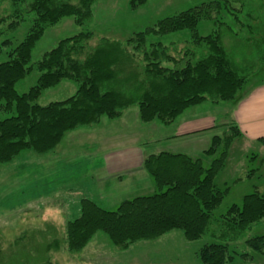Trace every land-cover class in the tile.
<instances>
[{"label":"trees","instance_id":"1","mask_svg":"<svg viewBox=\"0 0 264 264\" xmlns=\"http://www.w3.org/2000/svg\"><path fill=\"white\" fill-rule=\"evenodd\" d=\"M9 1L11 11L0 16V24L13 17L9 23L12 28L23 13L32 12L34 17L8 60L0 62V112L6 114L0 118V163L11 161L23 150L45 153L66 132L95 125L102 116L116 119L131 106H137L141 123L158 120L169 125L190 106L233 101L252 78L264 81V10L262 14L246 10L245 0L205 1L165 16L124 41L101 38L93 48L87 47L92 33L80 31L61 39L32 65V50L46 28L66 16H74L82 25L91 14L94 0ZM231 1L240 5L231 6ZM144 2L130 0V7L135 9ZM223 12L240 25L242 37L220 20ZM202 20L217 23L219 28L200 35ZM222 28L231 39L241 42L239 60L226 49ZM183 30L194 43L189 50H177L174 43L147 44L149 35ZM33 69L39 72L35 84L18 93L16 83ZM62 80L77 83L71 96L46 105L36 102L45 89ZM240 134L239 127L231 123L223 137L214 135L202 153L213 156L221 143L223 148L207 167L201 159L185 153L149 155L143 168L151 176L155 192L124 199L115 210L103 209L90 198L81 199L79 215L66 225L68 250L79 251L99 231L114 246L126 249L134 242L179 230L187 241L203 236L213 240L198 251L202 264H233L228 244L264 218V186L243 195L219 218L214 216L228 191L215 178L232 140ZM257 140L264 144L263 138ZM245 243L264 255V235L247 238ZM241 256L247 259L248 254Z\"/></svg>","mask_w":264,"mask_h":264},{"label":"rangeland","instance_id":"2","mask_svg":"<svg viewBox=\"0 0 264 264\" xmlns=\"http://www.w3.org/2000/svg\"><path fill=\"white\" fill-rule=\"evenodd\" d=\"M205 1L209 0H145L142 5L132 9L130 0H94L91 14L82 25L77 24L74 16H66L47 27L32 50L29 65L40 60L43 54L56 46L61 39L80 31L92 33L91 39L88 40V48L97 45L101 38L124 41L135 33L152 27L165 16ZM244 2L246 10L262 14L264 0ZM239 5L238 2L231 1V6ZM10 8L9 0H0V16L8 15ZM33 17L32 12L23 13L18 18L20 21L18 25L12 28L9 27V23L15 20L13 17H7L5 22L0 24V62L8 60L9 53L29 30ZM220 20L237 36L244 35V31L230 14L223 12ZM216 24L202 20L198 25L199 34L212 33L219 28ZM223 32H226L223 38L226 49L233 58L235 56L236 60H239L241 42L231 39L232 36L227 30ZM190 38L189 32L183 30L164 35H149L147 44L160 41L166 46L174 43L177 50H189L194 45ZM163 64L172 66L171 63ZM38 76L39 72L33 69L16 83V91L26 92L35 84ZM76 89L77 83L62 80L57 86L45 89L36 102L46 105L53 101H61L71 96ZM230 102H220L217 108L213 105L218 104L208 101L190 106L169 125H163L158 120L144 124L139 117L138 122L133 116V110L138 113V108L131 106L125 110L127 112H123L127 113V125L121 124L123 114L121 118L116 119L102 116L95 125L77 127L66 132L60 142L45 153L23 150L11 161L0 163V264H202L198 258V251L203 244L213 241L208 236L187 241L181 231L172 230L154 240L134 242L128 248L121 249L114 246L108 237L99 231L82 249L70 252L67 248L66 225L79 215L80 200L83 198L92 199L103 209L115 210L122 200L134 196L122 194L137 186V182L131 181V178H116L114 181L119 186H113L110 192L105 184L104 186L97 184V171L93 168L99 164L96 154L104 134L111 135L103 142L107 155L116 151L121 153L125 146L136 140L145 141L144 145L147 146L153 144L146 141L158 134L151 128L152 123L168 127V130L164 131L172 133L174 132L172 125L182 114L205 113L211 109L219 112L223 105ZM5 116L6 114L0 112V118ZM230 124H216L218 127L216 129L221 130L219 136L225 135ZM126 132L131 134L124 136ZM114 135L116 137H113ZM239 136L232 140L224 165L216 176V183L221 188H228L222 202L214 211L216 218L224 214L233 203H239L243 195L264 186V150L257 149V144H244ZM221 148L222 143L217 150L220 151ZM252 156L259 158L254 161ZM122 158L124 160V157ZM249 172L251 175H248ZM121 188L125 189L120 190ZM155 188L154 185L152 189L154 192ZM152 190L140 194H151ZM259 235H264V218L228 244L229 253L234 256L233 264H264V255L253 251L245 243L247 238ZM243 253L248 254L247 259L241 256Z\"/></svg>","mask_w":264,"mask_h":264},{"label":"crops","instance_id":"3","mask_svg":"<svg viewBox=\"0 0 264 264\" xmlns=\"http://www.w3.org/2000/svg\"><path fill=\"white\" fill-rule=\"evenodd\" d=\"M213 106L217 108L220 104ZM126 114L122 115V125H127ZM133 116L138 121V113L135 109L133 110ZM230 123L236 124L241 129L242 132L238 138L244 144H257V149L264 150V145L257 141L258 138L264 139V82L252 78L237 94L235 100L223 105L219 112L211 109V111L205 113L191 112L182 114L172 125L174 126V132L172 133L164 131L168 130V127H160V125L152 123L151 128L155 129L158 134L146 140L153 143L148 146L144 145L145 141L136 140L132 144L125 146L121 153L120 151H116V153L107 155L106 150L103 148L105 147L103 142L111 135L106 134L109 136L107 137L104 134V137L100 140L101 143L98 145L96 154L99 164L93 168L97 171V184L100 186H104L105 184V187L109 188L108 192H110L113 186H119L114 180L125 177L137 182V186L122 192V194L137 196L141 195L140 193L143 191H151L154 183L143 168V161L147 155L158 154L159 152L185 153L193 158L201 159L203 165L207 167L219 152H216L213 156H205L202 153L211 137L221 134V130L216 129L218 128L216 124ZM203 129L206 130L200 131ZM127 134H131V132L124 133V136ZM113 137L116 136L114 135ZM122 157H124L125 161ZM251 158L253 159L254 156ZM258 158L259 156H256L254 161L258 160ZM240 168L242 169L243 166ZM109 179L113 181L107 182ZM122 189L125 188H121L120 190ZM152 191L154 192V190Z\"/></svg>","mask_w":264,"mask_h":264}]
</instances>
